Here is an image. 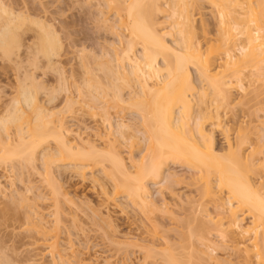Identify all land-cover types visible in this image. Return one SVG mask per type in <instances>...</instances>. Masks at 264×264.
<instances>
[{
	"label": "bare ground",
	"instance_id": "1",
	"mask_svg": "<svg viewBox=\"0 0 264 264\" xmlns=\"http://www.w3.org/2000/svg\"><path fill=\"white\" fill-rule=\"evenodd\" d=\"M22 1L21 8H18V6L14 7L11 1V4L7 5L4 0H0V60L3 62L6 59L8 62H5L9 65L12 62L11 67L13 63L16 67H20L22 63L25 65L27 60H29L28 64L36 65L34 68L41 65L39 64L41 60L49 66L56 64L55 58L58 59L57 57L60 56L62 50V39L56 28H54L55 24L50 23V20L48 22L46 20L47 17L43 20L42 17L40 18L34 12V14L30 12L29 4L25 0ZM253 1L74 0V4L77 7L82 2L91 3L90 6H95L92 14L101 17L102 25H100L105 31V39L103 38L104 40L102 41L106 43L102 45L95 44L101 46V48L96 46L99 48L98 51L94 48L93 50H88V45L83 43L82 46L80 45L79 54L77 57L75 56L77 65L74 64L76 67H73V90L68 95V99H66L67 107L71 108L76 103L84 102L87 108L86 111L90 115L100 116L110 127L117 125L120 131L123 130L121 131L123 134L128 133L127 130H134L137 126H133L131 122L127 123L126 120H120L117 124L113 123L111 120L113 113H122L126 109H131L132 112L136 111L140 114L139 117L145 124L144 126L142 124L141 129L142 127L146 129V131H142L138 128V135L142 134V136H145L148 133V138L147 136L144 138L153 143L155 150L146 163H142L139 166L136 165V168L137 166L138 168L130 171L128 164L124 162L123 155L121 156L116 150L115 145L114 148L101 149L91 141L86 143L83 140L85 143H76V141L70 140L67 137L70 129L69 131L65 130L64 123L60 122V120V124H56L53 119L56 113L45 109L38 101V95L34 89L39 88L40 83L37 81L35 73L27 70L21 76H18L17 72V79L21 77L23 80L19 90L20 96L15 98L7 114L0 116V127L3 132L4 130L8 131L9 126L17 127L15 143L9 142L10 138L5 140L4 137L0 136V162L9 160V162L14 163L12 160L22 158V162L27 164L29 162L31 166H35L36 161L41 157L44 164L42 172H45L47 177H50L53 173L52 166L55 163L68 165L64 169L71 170L74 174L81 177L88 176L93 183L101 187L106 195H109L106 190V183L101 182L100 179L102 177L93 170L96 166L101 165V170L103 172L106 171L108 167L106 162H108L107 164L110 165L109 170L111 171L112 169L113 174L110 171L107 172L108 170L106 172L108 176L112 174L109 178L113 180L112 182H116L115 190L119 192L118 188L123 189L127 196L138 202V207L143 206L142 210L145 211L143 213L146 214L148 211L156 210V206H158V204H155L158 202L150 198L151 190L149 191L147 179L152 177L157 184L158 182L156 181L165 177L168 180H166V183L169 182L170 177L175 176V174L168 169V165L171 160H174V162L180 160L187 166L194 167L192 169H194L195 175L197 176L198 174L197 182H200V184H198L199 187L197 189L200 191L202 199L205 200H202L203 203L206 200L215 201L216 205H218L217 207H220L217 208L221 211L219 214H226L222 215L226 216L229 226L235 228L242 238L244 237L241 242L247 243V247L244 245L247 248H244L245 252L252 251L256 258L255 262L251 264H264V191L261 192L257 188L249 175V170L258 166L259 163L258 158L250 159L252 154L254 156L255 150L251 151V155L247 154L242 145L244 140L240 139L241 142L239 144L236 141L235 143L228 140V147L225 151L223 149L221 151V148L219 149L217 146L214 130L208 129L209 125L207 122V120L213 119L214 122H211V126L225 127L222 124L221 113H228L233 106L231 87L228 85V83L232 84V82L226 78L231 73V61H233V58L240 55L246 56L248 47L252 48L251 51H253V48H264V10H257ZM85 3L83 5H86ZM258 6L264 9L262 4L258 3ZM44 8L47 9L43 6L42 9ZM45 9L44 12H47ZM204 9L210 10L208 12L211 13L210 18L213 19L212 23L215 26L213 29L209 27V24H211L210 18H202L199 23L195 18L196 14H203ZM44 12L40 11V13ZM160 14H166V16L164 15L166 21H160ZM164 24H167L166 27H161ZM219 27L228 30L232 36L231 49L227 50L226 57H223L226 59L204 53V40H209L212 33L218 32ZM232 31L245 35L246 38L240 42ZM28 32L31 34L30 40L27 39ZM232 39H234L233 42ZM235 46L237 48L234 49ZM57 61L59 62V59ZM216 61L224 62L221 65L217 63V65L213 66ZM191 66H194L197 71L195 76L191 71ZM23 67L21 68L23 69ZM220 68H223V70H220ZM60 76L63 77V75ZM21 78L18 80L21 81ZM22 103L26 106V109L34 113L32 121L23 120L26 117L25 112L27 110H24L25 107H20ZM26 121L28 126H23ZM134 123L136 122L134 121ZM240 132L241 129H239L237 136L241 134ZM239 137L244 139L243 134ZM50 139L54 141L55 149L52 150V147H48V149L47 147H41ZM259 140H264V134L259 136ZM110 143L112 144V142ZM33 169L35 170V168ZM131 170L133 169L131 168ZM192 176L195 177L194 174ZM61 188L58 186L54 188L55 206L61 201ZM164 189L166 188L161 186L159 191L161 192ZM223 192L226 193L224 194ZM10 199H12L11 195ZM66 202L69 203L68 201ZM186 203L188 202L186 201ZM190 204L189 200L188 205L190 206ZM192 207L191 209H193ZM198 209H195V211H198ZM6 210L5 213H7ZM241 210L248 212L247 214L250 215L249 221L244 222L240 217L239 211ZM59 211L60 209L57 208L54 227L46 226L43 221L35 222L38 232L44 235L45 244L53 250H56L58 246V241H55V239L59 237L57 236L59 234L57 229L60 226L59 222H61ZM1 212L2 214L4 213V211ZM96 212L92 213L97 214ZM165 212L167 213V211ZM161 213L164 212L162 211ZM174 213H169L168 211V215H174ZM2 214H0V217L3 216ZM105 217L107 218V215ZM106 218L105 222H108L109 219L106 221ZM173 218L176 219V217ZM222 218L224 220L225 217ZM187 221L191 222V219ZM220 221L217 223H220ZM179 223L181 226V222ZM196 223L193 224L196 225ZM197 225L199 226V224ZM220 225L223 226L224 223H220ZM112 227L115 228L114 225ZM188 227H191V224ZM203 227L200 228L201 231ZM194 228L192 226V229ZM196 230H191L190 228V231L187 230L189 232L186 231L190 235L184 234L189 236L187 237L188 239L185 238V245H182L186 246L185 249L183 247L185 251L188 248L187 246H189L187 242H191V236L195 234L193 231H200H198V228ZM175 231L177 232V230ZM201 235L200 233L198 236ZM113 241L124 249L129 246L134 248L137 245L124 240ZM203 242L202 245L209 247L208 242L205 243L204 240ZM169 244L171 243L169 242ZM191 244L190 246H193ZM138 246L140 247H138L139 250H144L141 258L142 263L140 264H200V262L203 264L208 256L204 253L206 251L202 250V254L207 255L205 257H203L204 254L201 256V258H205H202L203 262L200 261V257H198L199 261L197 257V260L191 261L189 258L191 255L188 257L189 259L183 260L185 253H182V257H179L180 253H175L176 247H167L168 249L163 247L164 249L160 248V251H157L156 248L159 246L156 247L153 243L147 245L138 244ZM198 247L196 248L198 249ZM173 249L174 252L172 251ZM184 250L182 251L181 249V252H184ZM158 253L161 254L159 255ZM248 253L247 255H249ZM156 255L161 256V259L158 256L161 260L160 262L156 259ZM185 255L187 257V252ZM208 258V264L217 260V257L213 255ZM247 261H251V258L250 260L247 259ZM247 261L246 263H249Z\"/></svg>",
	"mask_w": 264,
	"mask_h": 264
},
{
	"label": "rangeland",
	"instance_id": "2",
	"mask_svg": "<svg viewBox=\"0 0 264 264\" xmlns=\"http://www.w3.org/2000/svg\"><path fill=\"white\" fill-rule=\"evenodd\" d=\"M4 1L7 5L12 3L14 7L18 6V8H21L23 2L22 0H10L11 3L9 0ZM25 2L29 4V7L31 8L30 12H34L40 18L42 17L43 20L47 17L46 20H48V22L50 20V23L53 25L55 24L54 28H56L62 39V50L60 56L57 57L59 62L57 61L58 59L55 58L56 64L57 62L58 64L50 65L53 68H49L50 66L43 60H41L39 63L41 65H38L37 68H34L36 65L33 66L28 64L29 60H27V62L24 61L25 65L22 63L20 67L13 65L14 63L11 67L12 62L9 61V65L6 59L4 60L7 62H2L0 60V116L7 114L8 109L13 105L15 98L20 96L19 90L21 89L23 80L21 77H18V79L21 78V81H19L20 79H17V72L18 76H21L23 72L30 70L29 72L32 71L35 73V76L37 77L36 79L40 83L39 88L34 89L38 95V101L45 109L52 110L56 113L53 116L56 124H60L62 121L64 123V129L68 131L70 129V134L68 133L67 136L70 140L76 141V143H82L84 141L87 143L91 141L97 144L98 148L101 149H110V147L114 148L115 145V148H117L116 150L121 156L123 155L124 162L125 164H128L130 171H134L140 164L146 163L155 149L153 143H150L147 139L148 133L145 136H142V134L138 135L137 130L140 129L146 131L145 127H142L141 129L142 124L143 126L145 124L139 117L140 114H138V112H132L131 109H126L122 113L113 111L114 113L111 117L113 123L117 124L120 120H126L127 123L131 122L133 126H137L136 128L133 127L136 130H127L128 133L123 134V132H121L123 130L120 131L117 125L111 126V128L100 116L90 115L86 111L87 108L84 102L76 103L72 105L71 108L67 107L66 99H68V95L73 90L72 83L74 80L72 75L74 71L73 67H76L74 65L76 64L75 56L77 57L79 54L78 50L81 49L80 47L82 46V43L88 45V50H93L94 48L96 51L101 48L100 45L106 43L105 41H102L105 39V31L101 26V17L92 14V12L94 13L95 6H90L91 3L88 4L87 2H84L86 5H83L84 3L82 2L83 4L81 3L78 8L77 5L74 4V0H41L40 2L39 0H25ZM253 2L257 10H264L258 6L259 3L264 7V0L263 2L262 0H254ZM41 6L46 7L47 9H44L47 12H44V9H42ZM39 10L44 13H40ZM203 11V14L195 15L198 23L202 18H210L211 16V13L208 12L210 10L204 9ZM160 15V21H166V14H164L165 16L162 14ZM96 19L100 21L97 22L98 20L96 21ZM210 20L211 24H209V27L213 29V27H215L212 23L213 19L210 18ZM166 25L164 24L161 27H166ZM232 33L236 35V39L240 42L246 38L245 35H241L237 32L232 31ZM29 34L30 33L28 32V40L31 39L30 37L31 34L33 35V32L30 35ZM231 37L232 36L228 30L219 27L217 33H212L211 38L213 39L210 38L211 40H204V53L213 57H226V51L231 49ZM233 40L234 39H232V42ZM235 48L237 47L235 46L234 49ZM251 49L252 48L248 47L246 56H236L233 58V61H231V73L226 76V78L228 80L230 79V82H232V84L228 83V85L231 87V94L233 95H231V97H233L231 99L233 100V106L228 113H221L222 124L225 125V127L220 128L218 126H211V122H214L213 119L207 120V122L209 125L208 129L214 130L217 146L219 149L221 148V151L222 149L225 151L228 147V140L231 142L236 141L238 142L237 144H239L241 140H244L242 145L247 154H250L252 150H255L254 156L253 154H250V159L258 158L257 160L259 163L258 166L249 170V175L252 177L257 188L263 192L264 140L260 141L259 136L264 134V48H253V51H251ZM222 62L224 61H216L213 66L217 65V63L221 65ZM21 67H23V69ZM220 70H223V68H220ZM191 71L194 76L197 74L194 66H191ZM60 75H63L64 78ZM49 94L54 96L51 98ZM20 107H25L24 110H27L25 112L26 117H24L23 120L32 121L34 113L31 112V110L26 109V106H24L23 103L20 104ZM27 121L24 122V124L22 123L23 126H28ZM134 121L136 123H134ZM10 127L11 126L8 127V131L6 130L7 132L5 130L3 132V129L0 127V136L4 137L5 140L6 138H10L8 141L15 143V138H17V127ZM239 129H241L240 133L243 134L244 139L239 137L241 134L237 136ZM137 136L139 137L136 138ZM146 136L147 138H144ZM50 140L41 147H47V149L48 147H52V150L55 149L54 141L52 139ZM110 142H112V144ZM40 159L38 158L35 166H31L29 162L28 164L22 162V158L16 159L17 161L15 159L14 161L12 160L14 163L9 162V160H6L7 163L6 161L0 162V210L4 211L3 214L0 211V214L3 215L0 217V264H140L142 263L141 258L144 250H139L140 247L138 244L147 245L150 243H153L156 247L159 246L157 247L159 249L156 248L157 251H160V248L162 249L163 247H176L175 250L177 252L175 251V253H180L178 255L179 257H182V255L187 252V257L184 254L183 260H187L186 258L191 255L189 257L191 261L197 260L198 257H200V261H202L205 259L203 257L208 255L205 259V262L207 263L204 262L203 264L209 263L208 257L210 255L217 257V260H214L213 262L211 261L212 263L210 264H245L247 259L250 260V258L251 261L247 262L250 264L255 262L254 260L256 258L252 251H246L247 253L249 252V255H247L244 250V248L247 247V243L241 242L244 237L242 238L235 228L229 226L226 216H223L226 214H219L221 211L217 209L220 207H217L218 205H216V202L213 200H206V202L203 203L202 200L204 199H202L200 191L197 189L200 182H197L198 174L197 176L195 175V171L192 169L194 167H189L180 160L176 162L171 160L169 163V168H167L175 174V176L170 177L169 182L166 183L167 179L165 177L156 181L158 182L157 184L155 183L154 178L150 177L147 179L149 191L151 190L150 198L154 201L156 200L158 203L155 204H158V206H156V210L152 208L154 209L153 211L150 210L151 212L148 211V213L146 212L145 214L143 213L145 211L142 210L143 206H140L141 208L138 207V202H135V200H132L133 198L131 199V197L127 196L123 189L118 188L120 190L119 192L115 190L116 182H112L113 180L109 178L112 176L113 171L112 169L111 171L109 170L110 165L107 164L108 162H106V165L108 166V171H106L112 173L110 176H108L106 171L103 172V170H101V165H98L93 169L96 174H100L102 177L100 181L106 183L108 186H106V190L109 195H106L101 187L93 183L88 176L81 177L74 174L71 170L64 169V167L68 165L55 163V166H52L53 173L50 177H47V174L42 172L44 164L42 162L43 160ZM136 165H138L137 168ZM130 167L133 170H131ZM33 168H35V170ZM104 174L107 175L105 176ZM192 174H194L195 177H193ZM2 184L3 186H1ZM56 186L62 187L60 189L62 192V195H60L61 201L59 200L62 204L58 202L59 204L56 205L58 207L55 206L56 203L54 204V202H56L54 200V188ZM161 186L166 188L161 191L162 193L159 191ZM223 193L225 194L226 192ZM10 195L12 199H10ZM15 197L20 201L18 199V202L15 201ZM68 197H71L72 199ZM107 199L110 201L108 202ZM189 200L191 202L190 206L188 205ZM186 201L188 203H186ZM203 204L206 206L205 208ZM191 207L194 210L191 209ZM57 208L60 209L59 217H61V222H59L60 226H58L57 229V233H59L57 236L59 237L55 239V241H58V246L56 250H53L45 244L43 238L44 235L41 232H38L35 222L43 221L46 226L54 227L56 224L55 215ZM5 209H7V213H5ZM195 209H198V211H195ZM170 210L173 213L175 212L174 215H168V211L171 213ZM162 211L164 213H161ZM165 211H167V213ZM190 211L192 213L195 211L194 213L196 215L194 213L192 214ZM92 212H96L97 214ZM239 213L244 222L250 220V215L247 214L248 212L241 210ZM105 215H107V218ZM172 216L176 217V219ZM222 217H225L224 220H222ZM105 218L106 221L109 219V223L105 222ZM190 219L191 222L187 221ZM198 221L202 223L200 224ZM218 221H220L221 224L224 223V225L221 226L220 223H217ZM179 222H181V226ZM192 222L197 223L194 225ZM189 223L191 224V227H188L190 226ZM197 224H199V226H204L202 231L200 229L202 226L199 227ZM113 225L115 228L112 227ZM192 226L193 228L195 226V228L192 229ZM184 228L186 229L184 230ZM190 228L191 230H196L198 228V231H200H193L195 234L194 236L193 234L191 236L192 244L191 242L188 243V240L186 242L187 245L190 246L191 244L194 248L193 246H187L189 249L187 248L188 250L186 249L185 251L184 249L186 246L182 245H185V238L188 239L187 237H189L186 235H190V233H187L190 231ZM175 230H177V232ZM200 233L205 239L198 236ZM202 239L205 243L208 242L209 247L202 245L204 243ZM113 240H124L136 243L137 245H135L134 248L129 246L127 249H124L123 247L116 245ZM169 242L171 244H169ZM244 245H246V247ZM197 246H199V250L196 248ZM181 249L182 251L184 250V252H181ZM202 250H205L206 252L204 253L207 255L204 253L203 255L201 252ZM133 251L135 252L133 253ZM172 251L174 252V249ZM158 254L160 255L161 253ZM196 254L200 255L198 256ZM159 255H156V259L160 262L161 256ZM202 255L203 259L201 258ZM200 264L202 263L200 262Z\"/></svg>",
	"mask_w": 264,
	"mask_h": 264
}]
</instances>
